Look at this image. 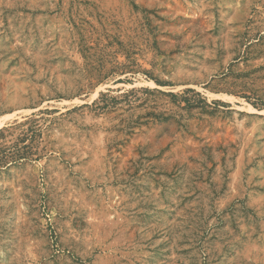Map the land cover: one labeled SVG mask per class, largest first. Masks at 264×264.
I'll use <instances>...</instances> for the list:
<instances>
[{"label":"rangeland","instance_id":"374dc122","mask_svg":"<svg viewBox=\"0 0 264 264\" xmlns=\"http://www.w3.org/2000/svg\"><path fill=\"white\" fill-rule=\"evenodd\" d=\"M0 264H264V0H0Z\"/></svg>","mask_w":264,"mask_h":264}]
</instances>
